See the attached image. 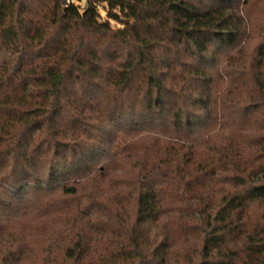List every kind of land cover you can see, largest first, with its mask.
<instances>
[{
    "label": "trees",
    "instance_id": "trees-1",
    "mask_svg": "<svg viewBox=\"0 0 264 264\" xmlns=\"http://www.w3.org/2000/svg\"><path fill=\"white\" fill-rule=\"evenodd\" d=\"M249 7V0H0V264L22 262L26 248L14 240L23 217L51 216L62 205L87 223L78 221L76 239L48 264H264V136L249 143L244 130L259 105L245 106L236 127L218 121L219 73L209 57L248 32ZM261 31L250 63L258 98L248 101L263 103ZM112 86L128 100H110ZM201 121L208 123L196 129ZM129 131L151 145L137 178L110 185L105 163ZM102 147L109 153L100 159ZM128 186L137 194L130 227L125 194L104 198ZM169 194L180 208L166 209ZM92 207L105 221L92 219ZM178 233L203 246L174 255Z\"/></svg>",
    "mask_w": 264,
    "mask_h": 264
},
{
    "label": "rangeland",
    "instance_id": "rangeland-1",
    "mask_svg": "<svg viewBox=\"0 0 264 264\" xmlns=\"http://www.w3.org/2000/svg\"><path fill=\"white\" fill-rule=\"evenodd\" d=\"M251 7L247 11V23L249 25L248 32L242 34V37H233V44L228 49H217L213 53V59L210 57V65H213L215 73L217 75V84L212 93V98L220 102L214 110L215 117L218 121L223 123H228L231 127H236L239 122V118H243L244 111L243 108L249 105H259L257 110L251 111L252 119L244 128L245 132L253 143L259 138L264 136V105L262 102L248 101V99H257L250 84L252 81V65L250 63L253 61L255 52L258 45L263 40V34L261 31L262 26H264V0H249ZM195 26V25H194ZM217 59V60H216ZM125 62V61H123ZM112 64V63H111ZM109 64V65H111ZM107 66V65H106ZM124 66V65H123ZM126 72L125 74H127ZM119 81L124 78H118ZM239 86L240 88H237ZM110 100H114V97L122 102H126L129 98L128 94L125 92L117 91L112 86L110 88ZM103 91L101 95L107 96V93ZM109 100V102H110ZM112 106V104L110 103ZM125 112L121 113L124 116ZM128 115L130 113L127 111ZM117 116V114H116ZM115 116V117H116ZM208 122L201 121L197 124L196 129L200 128ZM210 125V123L208 124ZM240 134L239 130L236 132ZM105 133L99 132V140L105 137ZM122 146L119 145L118 150L111 154L110 160L105 163L108 167H111L110 174L108 177L109 184L122 183L123 179L127 178H137L140 172L139 164H142L143 158L145 156V151L151 145L149 139L140 138L135 132L129 131L122 137ZM128 143V145H127ZM84 150H89L88 146H83ZM109 150L102 147V152L100 159L106 157ZM100 167L101 164H100ZM65 176H61L63 178ZM60 178V179H61ZM50 181H57L51 178ZM176 186V180L171 187ZM133 186H128L125 189L115 188L111 189L105 195V199L108 200L111 197L118 196L120 194L124 195L123 207L127 212L126 226L130 227L134 221V215L136 211V199L137 194L133 192ZM18 191H21L20 189ZM52 189L49 186H44V195H50ZM167 199L166 209L176 210L181 206H177L176 202L178 197L175 194H169ZM106 207L104 203H100ZM63 205L59 208L61 209ZM119 206H115L118 208ZM57 210L51 216L44 217H23L22 223L19 226V232H16V239L14 243L17 248H20L23 244L26 248L25 255L21 259V264H48L47 259L52 260L63 255V250L71 240L76 239L75 232L78 226H75L78 221L83 220L87 223V217L81 214H76L74 207L64 208V210ZM112 211H115L114 207H110ZM101 209L97 207H92L90 214L93 215L92 219L94 221L100 222L105 221L101 214ZM262 213L261 207H253V214L260 215ZM68 218L71 222H68ZM171 222L175 221L173 218H168ZM110 221L108 224L109 228L114 229L117 225L114 219L106 220ZM85 223V224H86ZM84 224V226H85ZM120 234V233H119ZM81 237V236H80ZM96 238V237H95ZM121 240H127L125 236L120 237ZM175 247L174 255H183L190 244H194L196 249H200L203 245V241L196 236H191L185 238L179 233L175 235ZM113 240L110 237L104 239V246H110ZM60 249H56L57 246ZM92 250L95 252H101V248L94 242ZM52 257V258H51ZM0 263H2V255L0 254ZM188 262H181L176 258H171L169 264H187Z\"/></svg>",
    "mask_w": 264,
    "mask_h": 264
}]
</instances>
